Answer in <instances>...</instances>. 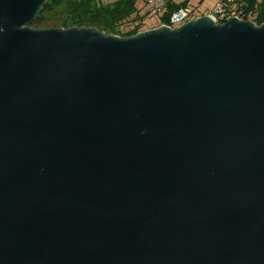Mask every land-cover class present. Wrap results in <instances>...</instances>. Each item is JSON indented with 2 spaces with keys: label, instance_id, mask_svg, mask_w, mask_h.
<instances>
[{
  "label": "water",
  "instance_id": "obj_1",
  "mask_svg": "<svg viewBox=\"0 0 264 264\" xmlns=\"http://www.w3.org/2000/svg\"><path fill=\"white\" fill-rule=\"evenodd\" d=\"M0 0V264H264V25L120 38Z\"/></svg>",
  "mask_w": 264,
  "mask_h": 264
},
{
  "label": "trees",
  "instance_id": "obj_2",
  "mask_svg": "<svg viewBox=\"0 0 264 264\" xmlns=\"http://www.w3.org/2000/svg\"><path fill=\"white\" fill-rule=\"evenodd\" d=\"M189 3L190 0L181 3L169 0L155 29L169 25L171 16L181 9H192ZM147 4L148 0H48L30 27H51L53 19L47 17L64 8L65 12L52 26L64 29L93 28L106 35L126 39L141 32L142 24L148 16L147 12L143 14ZM223 4L227 6L226 15L218 20L219 23L227 21L236 13L244 17L245 21H252L257 26L264 25V0H221L219 5Z\"/></svg>",
  "mask_w": 264,
  "mask_h": 264
},
{
  "label": "built area",
  "instance_id": "obj_3",
  "mask_svg": "<svg viewBox=\"0 0 264 264\" xmlns=\"http://www.w3.org/2000/svg\"><path fill=\"white\" fill-rule=\"evenodd\" d=\"M168 1L169 0H148L147 7L148 9H150L149 11L154 12L156 16H161L166 9V4ZM226 10H227L226 5L224 4L219 5L217 9L215 10V12L213 13V15H210V17L213 19V21L216 24H223L224 22L219 23L218 20L220 18L222 19L223 17H225ZM192 17H193V11L189 7L183 8L171 16L169 25L162 26V27H167L169 29L176 30V29L181 28L183 25L187 24L188 22L198 18V17H193V18ZM232 18H236L240 21H245L244 17L236 13L230 16L227 20L232 19Z\"/></svg>",
  "mask_w": 264,
  "mask_h": 264
},
{
  "label": "rangeland",
  "instance_id": "obj_4",
  "mask_svg": "<svg viewBox=\"0 0 264 264\" xmlns=\"http://www.w3.org/2000/svg\"><path fill=\"white\" fill-rule=\"evenodd\" d=\"M176 3H181L185 0H174ZM221 0H192V7L193 9H196L197 12H199V14H206V13H210L207 16L213 15V13L215 12V10L217 9V7L219 6ZM150 9H143V14H145L147 12L149 19L144 22L142 24L141 27V32H146V31H150L155 29V25L158 23V21L160 20L159 16H156V14L154 12H150ZM65 12V9H58L56 13H54V15H49L47 18L48 19H53L50 23L51 27L45 28V29H51V28H59V29H64L61 27H54L52 26L53 24H56L59 21V17L61 16V14H63ZM197 14V15H199ZM39 30V29H38ZM42 30V29H40Z\"/></svg>",
  "mask_w": 264,
  "mask_h": 264
},
{
  "label": "crops",
  "instance_id": "obj_5",
  "mask_svg": "<svg viewBox=\"0 0 264 264\" xmlns=\"http://www.w3.org/2000/svg\"><path fill=\"white\" fill-rule=\"evenodd\" d=\"M189 6L192 7V0H190ZM191 10H193V17H202V16H207L210 14V13L199 14V12H197L196 9H193V8ZM197 14H199V15H197ZM148 19H149V17L147 16V19L144 22H146Z\"/></svg>",
  "mask_w": 264,
  "mask_h": 264
}]
</instances>
